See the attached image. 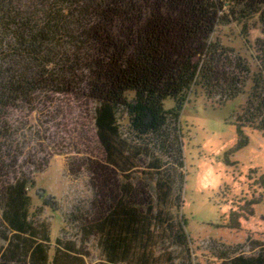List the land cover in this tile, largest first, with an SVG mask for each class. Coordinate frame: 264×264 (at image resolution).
<instances>
[{
    "label": "trees",
    "instance_id": "trees-1",
    "mask_svg": "<svg viewBox=\"0 0 264 264\" xmlns=\"http://www.w3.org/2000/svg\"><path fill=\"white\" fill-rule=\"evenodd\" d=\"M250 15L263 36L254 71L212 39L230 22L246 39ZM195 87L225 104L245 97L236 133L264 135V0H0V264L188 261L178 125ZM14 113L35 114L36 131ZM66 113L92 124L91 198L66 220L76 235L52 241L29 192L50 156L43 127ZM246 243L253 253L223 252L220 264H264V239Z\"/></svg>",
    "mask_w": 264,
    "mask_h": 264
},
{
    "label": "rangeland",
    "instance_id": "rangeland-1",
    "mask_svg": "<svg viewBox=\"0 0 264 264\" xmlns=\"http://www.w3.org/2000/svg\"><path fill=\"white\" fill-rule=\"evenodd\" d=\"M258 17L250 15L246 20V39L242 38V25L235 22L220 26L212 37L245 58L253 71V42L263 38ZM249 87L247 83L244 90ZM244 102L243 96L226 104L216 98L207 99L200 87L187 95L178 126L183 156V167L179 169L183 173L181 213L186 220L190 254L187 261L185 256L174 253V264H220L218 256L223 252L241 248V252L253 253L247 238L264 239V135L247 128L240 136L236 133L235 114ZM172 107L171 100L164 102L166 110ZM24 116L14 113V125L26 120L36 131L37 116ZM73 116L66 113L43 127L47 133L40 149L50 156L29 192L32 211L47 223L52 241L62 235H76L66 220L74 207L91 198L89 175L83 163L85 144L89 141V147H93L92 124L88 118L76 117L74 121ZM79 120L87 131L86 137L83 133L80 137L81 131L74 124ZM87 249L91 261L100 259L94 244Z\"/></svg>",
    "mask_w": 264,
    "mask_h": 264
}]
</instances>
